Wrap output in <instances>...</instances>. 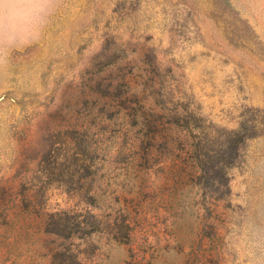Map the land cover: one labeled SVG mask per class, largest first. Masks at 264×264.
Segmentation results:
<instances>
[{
    "label": "rangeland",
    "instance_id": "374dc122",
    "mask_svg": "<svg viewBox=\"0 0 264 264\" xmlns=\"http://www.w3.org/2000/svg\"><path fill=\"white\" fill-rule=\"evenodd\" d=\"M264 0H63L0 75V264H252Z\"/></svg>",
    "mask_w": 264,
    "mask_h": 264
},
{
    "label": "clouds",
    "instance_id": "9594fccd",
    "mask_svg": "<svg viewBox=\"0 0 264 264\" xmlns=\"http://www.w3.org/2000/svg\"><path fill=\"white\" fill-rule=\"evenodd\" d=\"M63 0H0V75L14 54L38 44ZM264 174V163L257 165ZM248 238L252 264H264V200L252 204L248 213Z\"/></svg>",
    "mask_w": 264,
    "mask_h": 264
}]
</instances>
